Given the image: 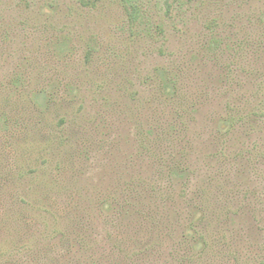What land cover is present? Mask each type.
<instances>
[{
  "label": "rangeland",
  "instance_id": "rangeland-1",
  "mask_svg": "<svg viewBox=\"0 0 264 264\" xmlns=\"http://www.w3.org/2000/svg\"><path fill=\"white\" fill-rule=\"evenodd\" d=\"M0 264H264V0H0Z\"/></svg>",
  "mask_w": 264,
  "mask_h": 264
},
{
  "label": "trees",
  "instance_id": "trees-1",
  "mask_svg": "<svg viewBox=\"0 0 264 264\" xmlns=\"http://www.w3.org/2000/svg\"><path fill=\"white\" fill-rule=\"evenodd\" d=\"M177 169H179V170L177 171ZM173 171H174L175 173H176V172H179V171L183 172L184 169H183V168H178V165H177V166L174 167V170H173Z\"/></svg>",
  "mask_w": 264,
  "mask_h": 264
}]
</instances>
